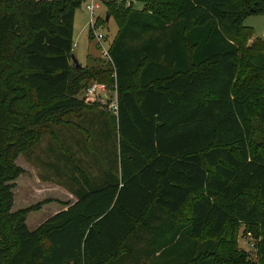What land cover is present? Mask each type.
<instances>
[{
	"label": "trees",
	"instance_id": "obj_1",
	"mask_svg": "<svg viewBox=\"0 0 264 264\" xmlns=\"http://www.w3.org/2000/svg\"><path fill=\"white\" fill-rule=\"evenodd\" d=\"M84 2L0 0V264H264V40L243 25L264 0L106 3L116 80L73 63ZM90 81L117 87V115L79 97ZM53 126L76 202L30 230L17 161Z\"/></svg>",
	"mask_w": 264,
	"mask_h": 264
},
{
	"label": "rangeland",
	"instance_id": "obj_2",
	"mask_svg": "<svg viewBox=\"0 0 264 264\" xmlns=\"http://www.w3.org/2000/svg\"><path fill=\"white\" fill-rule=\"evenodd\" d=\"M90 2L91 0H85L83 6L76 12L75 16L74 55L83 67H91L95 65L96 60L102 59V52L98 48L96 42L90 39V14L86 10V5ZM98 3L101 8L97 12V17H103L106 14V5L101 1ZM135 7L136 9H142L143 5L135 4ZM243 25L244 27L253 29L254 39L264 40V14L246 17ZM103 29L104 32L109 33L110 40H112L118 32V25L114 19H112ZM104 66L113 74V69L110 66L105 63ZM93 82L98 83L97 81H90V83ZM108 87L109 90L107 94L109 99L106 102L102 98H98L97 100L108 112L114 114L109 110L108 105L116 98V88L114 86ZM81 94L79 95L80 98L83 97V94ZM90 115L97 118L95 122H92V127H98L99 123L103 122L102 118L99 117L98 111H93ZM107 122L110 123L109 121ZM53 130L54 126L32 150V152L34 151L33 153L20 156L17 161L18 165L24 170V174L15 183L14 211L31 208L30 214L28 215L30 230L37 227L36 223H44L58 211L66 208L67 205L75 201V196L71 193L70 189L73 190L76 188H72L69 185L76 186V184L70 183L68 185L67 183L72 181L63 177L62 174L56 175L55 170L49 167L52 162L56 163V159L48 153L49 148L52 145L56 147V151H59L58 143L52 139ZM55 131L58 133L59 138L65 139L66 142L70 140V142L74 144L72 138L74 133L70 132L68 129L57 127H55ZM76 137L82 138V135L77 134ZM108 153L113 154V149L110 148ZM88 154L91 155V152L87 153V155ZM80 156L83 155L80 154ZM87 159L92 160V157L87 156ZM62 164L63 163H61V165ZM90 171L93 173V177L98 179L99 176H96L98 174V169L90 168ZM261 241V235L252 232L250 228L245 226L241 229L240 233L239 251L242 254H248L250 260L254 261L257 258V249Z\"/></svg>",
	"mask_w": 264,
	"mask_h": 264
},
{
	"label": "built area",
	"instance_id": "obj_3",
	"mask_svg": "<svg viewBox=\"0 0 264 264\" xmlns=\"http://www.w3.org/2000/svg\"><path fill=\"white\" fill-rule=\"evenodd\" d=\"M103 2L104 4L108 2H117L119 5L124 4L126 7H131L135 4L136 0H99ZM98 0H91L90 3L86 5V10L90 14V39L95 41L98 48L102 52V59L105 62V64H108L113 69V77L116 80V70L114 68V63L112 61L111 55H110V45L108 44V33L104 32L103 26L100 24V20L104 18V16H98L97 12L101 8ZM116 88V98L110 102L108 105L109 110L113 112L114 114H118V91ZM109 90V87L104 84L100 83H89L86 88L83 91V97L87 102H97L98 98H102L105 100V102L109 99L107 91Z\"/></svg>",
	"mask_w": 264,
	"mask_h": 264
},
{
	"label": "crops",
	"instance_id": "obj_4",
	"mask_svg": "<svg viewBox=\"0 0 264 264\" xmlns=\"http://www.w3.org/2000/svg\"><path fill=\"white\" fill-rule=\"evenodd\" d=\"M108 35H109V33H108ZM115 38V37H114ZM114 38L112 39V40H110V37H108V44L111 46V44H112V42H113V40H114ZM255 39L253 38V40H252V42L254 41ZM94 103H96L100 108H102V105H101V103L99 102V101H97V102H94ZM70 132H72V131H70ZM73 133V132H72ZM73 137V136H72ZM64 141L66 142V140L64 139ZM68 145H70V144H72L71 142H70V140H69V142L67 141L66 142ZM75 198V197H74ZM76 202V198H75V201H73V203H75ZM72 203V204H73ZM67 208V207H66ZM66 208H64V209H62V210H60V211H58L56 214H58V213H60L61 211H63V210H65ZM55 214V215H56ZM54 215V216H55ZM53 217V216H52ZM48 220V219H47ZM37 225V227H35L34 229H31V230H35V229H37L40 225H42L41 223H36ZM27 225H28V219H27ZM28 227H29V225H28Z\"/></svg>",
	"mask_w": 264,
	"mask_h": 264
},
{
	"label": "water",
	"instance_id": "obj_5",
	"mask_svg": "<svg viewBox=\"0 0 264 264\" xmlns=\"http://www.w3.org/2000/svg\"><path fill=\"white\" fill-rule=\"evenodd\" d=\"M109 20V16L107 17V21ZM72 60H73V63L74 65L77 67V68H81V65L79 63V61L76 59L75 55L73 54L72 55Z\"/></svg>",
	"mask_w": 264,
	"mask_h": 264
}]
</instances>
